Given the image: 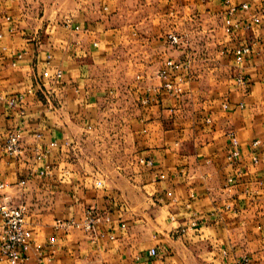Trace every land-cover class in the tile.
<instances>
[{"label": "crops", "instance_id": "1", "mask_svg": "<svg viewBox=\"0 0 264 264\" xmlns=\"http://www.w3.org/2000/svg\"><path fill=\"white\" fill-rule=\"evenodd\" d=\"M244 3L264 7L0 0V204L25 207L30 264L50 256L34 251L50 239L51 264H264V20L223 30L228 4ZM254 42L236 64L235 49ZM167 60L189 62L171 73L184 81L177 97L159 77ZM15 131L8 155L1 144ZM90 207L109 219L93 233L81 227Z\"/></svg>", "mask_w": 264, "mask_h": 264}, {"label": "built area", "instance_id": "2", "mask_svg": "<svg viewBox=\"0 0 264 264\" xmlns=\"http://www.w3.org/2000/svg\"><path fill=\"white\" fill-rule=\"evenodd\" d=\"M241 10L244 12H248L251 10V7L248 4H240V5H229L227 9V15L223 19V30L225 34H232L235 31L239 30L240 27H244L246 29H251L252 25H258L264 20V7L255 8L251 10L250 17L245 23L241 21L234 20V16L237 14V11ZM78 30V28H75ZM167 41L172 46L179 45L180 39L174 35H167ZM255 45V42L252 44H246L238 47L234 51V57L236 64H241L245 57H248L252 54V48ZM49 58V57H48ZM189 62H186L185 66H188ZM183 66L182 63H176L172 60H167L163 66V68L159 72V77L163 80V89L177 97L181 94L183 84V79L178 78L176 82L171 81V73L174 71H179ZM183 66V67H185ZM62 78V73H56V79L60 80ZM237 81L239 83L242 82L241 78H238ZM1 99V98H0ZM7 106L10 109H15L22 102V98L20 96L10 98L7 101ZM240 107H242L240 105ZM20 113L23 114L22 110ZM229 143L231 146V151L226 155V161L229 164H235L241 157L239 143L236 137L233 134H229ZM20 133L18 131L11 132L7 135L5 139H3L1 147L4 152L8 155H16L19 152L20 145ZM259 142L255 141L252 143V147H258ZM50 147L55 148L56 144L52 143ZM46 152L39 154L37 157L41 159L45 156ZM254 163H257V159H253ZM148 165H151V162H147ZM44 173V172H42ZM262 179H264V174L262 175ZM228 183H232V179H228ZM100 186V183H98ZM5 185L0 184V189H3ZM106 222L109 223V219L107 217L101 216V214L94 207H90L84 212V220L81 224L82 229L85 232L93 233L95 225ZM77 227L73 222H64V221H56L55 227L63 230H68L71 227ZM185 231L182 230V233ZM32 239V234L30 230L26 228V210L25 207L22 206H12L8 203L0 204V262H6L7 264H30V258L27 256L22 248H26L30 245ZM53 246L54 239L48 240V242L44 245H36L34 247L35 253L40 257L42 254V250L45 247L51 248L50 256L41 257L38 264H51L53 257ZM148 255L150 257H156L157 252L155 249H150L148 251ZM225 256H227L225 254ZM44 259V260H43ZM43 260V261H42ZM236 264H249V258L246 256L241 257L239 260L235 262ZM221 264H230L228 262H223Z\"/></svg>", "mask_w": 264, "mask_h": 264}]
</instances>
